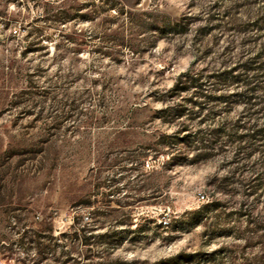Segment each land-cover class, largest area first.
Wrapping results in <instances>:
<instances>
[{
	"label": "rangeland",
	"instance_id": "obj_1",
	"mask_svg": "<svg viewBox=\"0 0 264 264\" xmlns=\"http://www.w3.org/2000/svg\"><path fill=\"white\" fill-rule=\"evenodd\" d=\"M0 263L264 264V0H0Z\"/></svg>",
	"mask_w": 264,
	"mask_h": 264
},
{
	"label": "built area",
	"instance_id": "obj_2",
	"mask_svg": "<svg viewBox=\"0 0 264 264\" xmlns=\"http://www.w3.org/2000/svg\"><path fill=\"white\" fill-rule=\"evenodd\" d=\"M201 198H202V199H204V197H203V196H201ZM0 264H1V263H0Z\"/></svg>",
	"mask_w": 264,
	"mask_h": 264
}]
</instances>
